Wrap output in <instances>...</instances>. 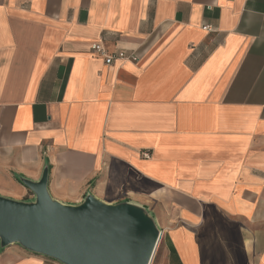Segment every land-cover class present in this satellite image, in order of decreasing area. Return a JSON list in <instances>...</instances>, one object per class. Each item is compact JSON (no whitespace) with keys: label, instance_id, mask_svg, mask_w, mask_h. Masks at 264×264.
<instances>
[{"label":"crops","instance_id":"1","mask_svg":"<svg viewBox=\"0 0 264 264\" xmlns=\"http://www.w3.org/2000/svg\"><path fill=\"white\" fill-rule=\"evenodd\" d=\"M44 170L61 204L144 205L159 264H264V0H0V196Z\"/></svg>","mask_w":264,"mask_h":264},{"label":"water","instance_id":"2","mask_svg":"<svg viewBox=\"0 0 264 264\" xmlns=\"http://www.w3.org/2000/svg\"><path fill=\"white\" fill-rule=\"evenodd\" d=\"M22 183L34 202L0 196V247L17 244L62 264L150 263L161 232L145 208L109 206L91 195L61 204L48 193L47 170L37 183Z\"/></svg>","mask_w":264,"mask_h":264},{"label":"built area","instance_id":"3","mask_svg":"<svg viewBox=\"0 0 264 264\" xmlns=\"http://www.w3.org/2000/svg\"><path fill=\"white\" fill-rule=\"evenodd\" d=\"M204 29H207V27H204ZM90 50L91 52L100 57L105 65H111L115 61H130V62H137L138 58L137 56L133 53L127 54L123 51H117L113 53H109L102 45L99 43H91L90 45ZM146 155V154H144Z\"/></svg>","mask_w":264,"mask_h":264},{"label":"rangeland","instance_id":"4","mask_svg":"<svg viewBox=\"0 0 264 264\" xmlns=\"http://www.w3.org/2000/svg\"><path fill=\"white\" fill-rule=\"evenodd\" d=\"M28 190V194L24 197H21V198H18V199H15V198H12V197H4V196H1L2 198H6V199H11L13 201H18V202H26L25 204L27 205H30L34 202V197H33V194L32 192H30V190L27 188ZM123 201H126V202H129L131 204V206H133L132 208H135V209H141V208H146L144 205H141L140 203L134 201L133 199H125ZM123 201H119V202H116V203H106L108 204L109 206H112V205H115L117 203H121ZM161 238H162V235H160V238L157 242V245H156V248L152 254V257H151V260H150V263L149 264H159L160 262V256H161V253H162V248L160 247V241H161Z\"/></svg>","mask_w":264,"mask_h":264}]
</instances>
